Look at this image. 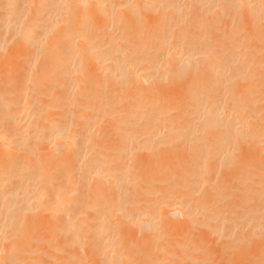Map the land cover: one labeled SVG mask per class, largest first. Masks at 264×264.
Returning a JSON list of instances; mask_svg holds the SVG:
<instances>
[{"label": "bare ground", "instance_id": "obj_1", "mask_svg": "<svg viewBox=\"0 0 264 264\" xmlns=\"http://www.w3.org/2000/svg\"><path fill=\"white\" fill-rule=\"evenodd\" d=\"M208 4L218 6L217 22L213 20L216 26L208 27L191 17ZM126 13L132 17L128 19ZM147 13L159 15L161 20L158 23L148 16V22L139 25L138 20ZM102 19L111 22L112 31ZM197 26L208 36V43H194L191 31ZM215 31L220 41L217 57L214 39L208 34ZM8 39H14L13 43H7ZM259 41L264 46V0H0V264H97L95 247H84L96 235L103 247L98 255L104 257L101 264H129L145 255V250L130 254L134 243L149 241V247L153 246L158 217L175 228L171 234L159 231L169 245L156 248L154 256L163 255L161 261L156 259L159 264H172L168 247L175 245V255H180L197 241L195 233L189 235L186 228L193 223L191 216L202 211L208 216L200 226L230 243L231 231L242 230L233 219L242 214L223 212L217 204L203 202L192 193L178 195L176 187L157 200L156 177L148 173L132 179L150 183L147 196H142L153 207L136 208L138 213L132 210L127 215L123 209L138 206L140 201L127 196L130 171L122 170L120 160L112 171L102 168L109 162L99 161L93 137L97 121L111 112H123L119 125L124 132L153 129L156 125L151 122L167 112L163 108L155 114L156 109L177 102L165 87H157L160 83L185 94L183 98L191 100L193 123L204 130L216 129L220 137L212 147L217 151L197 155L194 171L182 183L193 180L201 190L214 189L211 176L216 169L207 165L214 161V168L222 166L240 142L249 140L253 146L250 165L260 166L264 173V70L258 71L264 69L260 67L264 56L259 55L261 61L254 57ZM156 43L169 48L150 58ZM8 44H12L10 50L5 48ZM203 58L210 69L216 68L208 80L217 86V100L196 101L205 84L188 74ZM73 64L84 66V87L72 88L75 94L69 101L71 96L64 100L61 83L67 79L65 66ZM167 73L171 74L169 80ZM110 88L115 93L100 96L97 105V92ZM124 98L132 103L123 106ZM110 103L115 110H109ZM70 105L83 111L71 118L66 111ZM186 166L183 160L177 164L178 169ZM244 172H239L238 180L246 184ZM259 180L247 192L253 194L250 204L264 186V179ZM101 188L104 191L99 195ZM99 201L103 206L98 218ZM262 206L243 226L250 235L246 243L256 245L253 264L264 260V202ZM181 215L185 222H178ZM120 222L135 226L142 231L140 236L134 233L126 241L128 227ZM71 249L75 254L69 253ZM202 255V259L190 258L193 264H212L213 254L206 250Z\"/></svg>", "mask_w": 264, "mask_h": 264}, {"label": "rangeland", "instance_id": "obj_2", "mask_svg": "<svg viewBox=\"0 0 264 264\" xmlns=\"http://www.w3.org/2000/svg\"><path fill=\"white\" fill-rule=\"evenodd\" d=\"M126 14H127L126 17L128 19L132 17L131 13H126ZM148 16H150L151 20H156L158 23L161 20V18H159V15H152V14L147 13V14H143L142 19L140 20L141 22L138 20V24L141 26H144L148 22V20L145 17H148ZM215 16L218 18V6L213 5V4L206 5L203 11L200 10V11H196L191 14V17L193 19H197V21H199L201 24L208 23V27L217 25L216 24L217 18H215ZM213 20H216V22H213ZM102 24H104L108 28V30L110 29L111 31L113 30V25H111V22H109L108 20L102 19ZM218 28H219V25H218ZM208 34L211 40L212 38L214 39L216 57H217L219 53V48H220V45H218L220 41L217 36L218 35L217 31H215L213 34H211V32H209ZM191 36L194 37L195 39L194 43L197 44L198 46H200L201 44L208 43V38H207L208 36L205 35L204 31L202 30L200 26H197L194 30L191 31ZM132 39H134V37ZM9 41L10 40L8 39L7 43H9ZM12 41H14V39L13 40L11 39L10 42ZM8 45H5V46H8L5 48L10 50L9 47L12 44H8ZM166 48H169V46L168 45L164 46V44L156 43L153 46V49L149 54L150 58L156 56L157 54H160ZM255 48H256V51L258 50L257 52L259 53L254 51V53L257 55L255 54L253 55H255L254 57H257V59L260 60L261 59L260 57L262 56H259V55L262 54L264 56V46L259 41L258 44H255ZM202 60L203 62H201L197 68H195L193 71H190L188 74V77L194 76L195 78H198L199 80L203 79L204 81L203 83L205 84V88L199 91L200 93H202V95L199 96L196 99V101L202 102L205 99L217 100L219 98V93L217 92V88H216L217 86L216 84H214V82H210L208 80L209 79L208 77H210L211 72L213 73V70L215 72L216 68H213V70L210 69V66L207 65V62L205 61V59L203 58ZM257 66H260V65H257ZM260 67L264 68V63H262ZM260 67L255 66V68H258V69H261ZM83 69H84V66H76L74 64L65 66L64 75L67 76V79H64L61 83V90L64 94V100L69 96H71L69 101L73 100L74 96L72 95V93L75 94V92H73L72 88L74 87L78 88L80 86L84 87V84H83L84 76H83V71H82ZM258 69H255V72ZM261 70H258V71H260V73H263L264 69H261ZM258 71L256 73L257 75L259 74ZM166 75L168 77V80L171 79L170 73H167ZM260 86H263V85L260 84ZM157 87L159 88L165 87L169 95L174 96L177 102L173 104L164 103L165 105H161L160 107L158 106L159 108L156 109V111L154 112L155 114L161 111L163 108L166 109L167 112L164 116H161L160 118H157L151 122L154 125H156L155 127H153V129H150V130L136 129V131H133V129L135 128L133 129L128 128L129 130L132 129V131L131 130L127 131L126 129L125 130L126 132H124L120 128L122 124L120 123L121 126L119 125V121L121 120V117L123 116L122 115L123 112L121 113L111 112L107 114L105 117L100 118L97 121L96 126H95L96 131H95L93 140L94 142L97 143V149H96L97 157L99 158V161L103 160L104 162L108 160L109 162L107 165H101V167L106 170L107 168L111 169L109 171H112L116 165L115 162H117V160H120L123 163L122 170L125 172L126 171L128 172L129 170L131 172V173L130 172L128 173V176L129 177L131 176L130 181L133 184L132 183L129 184L130 190L127 196L129 199L131 198L135 200L136 198L137 199L136 201L138 200L140 201L137 202L138 206L134 204L132 205L133 207L127 206L126 208H124L123 209L125 210L124 212L127 214V213L132 212V210L136 211V208L139 211H141L144 208H148L149 205H150L149 206L150 208L153 207V204L152 205L146 204V201H145L146 200L145 196H147L145 195V193L148 192L146 190L151 188L150 183L140 184L139 182H136L137 180H134L132 178L136 176H146L147 173L149 175H155L156 177L155 181L157 183L155 182L154 187L158 188L157 195H156L157 200L160 199L163 192H167L171 190L172 188L176 187V191L178 195L180 194L181 196L185 195L188 197L193 194L195 195V197L198 196L199 199H201V201L203 202L208 201L212 204H217L218 209L223 212L225 211L226 213H228V211L231 210L229 213L231 212L235 213V211H237L236 213L239 212L240 214L243 215V216L239 215L238 218L236 217L237 219H233L236 221L235 223H237V225L239 224L238 228L241 227L242 230L240 229L237 230L235 228V231H234L233 229L231 231V238H230L232 241H230V243H226L225 241L221 240L219 235H216L212 231L208 232L205 228L201 227L202 226L201 224L204 222L203 220L208 216L207 211L199 212L197 215H194L195 214L194 213L191 216V220H192L191 222L193 223L189 225V226L191 225L192 226L191 227L187 226L188 227L186 228L187 231L185 229L183 231V234L185 233V231L186 233L188 232L189 235L190 234L193 235L195 233L194 235L198 237L197 241L195 242L194 240L195 243L192 241V243H190L191 246L190 247L187 246V248L189 247L188 248L189 251L185 249L186 252L184 253L183 251L180 255H177V254L175 255L177 250L174 244H173L174 247L172 248L171 246H169L168 248L171 249L170 250L171 252L170 251L169 252L172 253V256H170L171 259H169V256L167 255L166 256L168 257L169 260H172L173 262L172 264L174 263L184 264V262L185 264H193L191 259L192 260L194 258L202 259L203 258L202 253L206 250H208L209 253L214 255V261H212V264H253V261H254L253 256L255 255L254 250L256 249V245L251 244L250 242L246 243V241L249 240L250 235L248 234V229H245L246 227L243 228V226H245L246 224L248 225L247 223L248 217H250L251 213L255 215L257 212H259V210L261 211L260 208L263 207L262 205L264 202V186L259 187V189L256 191V193L254 194V199H252V201L254 202H251L252 204H250L249 200H251V198L253 197V194L247 193V192L251 190L255 181L258 182L259 180L258 178L260 177L262 178L261 180H259V182L261 181L262 183V180L264 179V173L261 170L260 166H256L255 168H253L250 165L249 161L251 157V152L253 150L251 140H249L248 142L246 141L247 142L246 144L244 142L242 143L240 142L238 146L236 143L235 147L236 146L237 147L236 149L234 147L235 151L233 152L231 158L225 161L222 164V166H217V168H214L216 166L214 163L212 164V162L214 161L210 162L207 165V168L209 169H212V170L216 169L215 171L213 170L214 172L212 173H214V175L212 174L211 176L212 182H214L212 185L214 189L201 190V188H199L196 182L193 180L191 181L187 180L182 183L181 181H183V179L187 176V174L189 175L190 173L194 171V168H195L194 165L197 162L195 161V159H197L196 158L197 155H203L206 152L210 153L211 150H212L211 153H214L215 151H217V150H214L212 147L215 144H217L220 137L216 129L207 128L204 130L202 126H196L195 122L193 123L192 118L195 115L193 113V110L189 109L191 100L184 99L183 97L185 96V94H182L178 89L173 88L168 85H160V83H158ZM146 88L150 90L151 86L146 85ZM96 89L98 88L95 86L94 91ZM127 90L128 91L130 90V86L127 87ZM114 93H115L114 88H110L102 92H97L98 96L95 95L97 97V105H99L100 103L98 101L100 100V96L107 97ZM125 99L126 98L122 99L121 101V104L123 106H126L132 103L129 101H124ZM262 103H263L262 104L263 106L264 101ZM111 109L115 110V105L113 103H110L109 110L111 111ZM66 111H67V114H69V116L73 118L77 114H80L83 110L74 108V106L70 105ZM262 116H264V114ZM170 120L171 121L173 120L172 123L169 122ZM142 122L143 124H146V122L145 123L144 121ZM261 124H264V117H263V122L261 120ZM261 126L264 127L263 125ZM79 131L80 129L77 130V132ZM140 147H144V148H140ZM180 160H183L187 163V166L185 167V169L177 168V164L179 163ZM153 168L155 169V171H150ZM170 169L171 170L174 169L175 172H172ZM239 172L245 173L246 178H247L246 184L239 182L238 177L241 175L239 174ZM160 180H162L163 182L162 181L159 182ZM159 183L161 185H158ZM131 184L133 185V187ZM176 184H179V186H175ZM219 185L224 186V188L219 189L218 188ZM262 185H264V181ZM229 190L230 191L232 190L231 195L228 194L230 192ZM103 191H104V188H101L98 191V194L101 195ZM225 193L228 194L227 197H224L223 194ZM142 195H145V196H142ZM132 196L135 198H132ZM141 196H142V199L140 198ZM245 201L248 202L249 204L246 203ZM244 202L247 204V205L245 204L246 206L241 205V204H244ZM254 203L258 207L257 210L255 209L256 206L254 205ZM102 206H103L102 201H99V204L97 205V213H96L97 217L98 215L100 216V211H101ZM136 212L138 213V211ZM182 216L183 215L179 216L178 222H181V223L183 221L185 222V218L184 216L183 217ZM229 216L227 218L230 219L232 216L231 214H229ZM233 217L235 218V216ZM113 222L119 223L118 220H115V219L113 220ZM120 225H125L128 227V232L124 234L125 237L123 236L126 241H129L127 239H131L134 233L139 235L142 232L138 230L135 226L134 227L132 225L128 226L123 222H120ZM98 226H99V220L95 222V227H96L95 229L98 230ZM156 227H157V231H155L154 239L153 241H151L153 246H151V248L149 247L151 245L149 241L139 242L137 240L138 242L132 245L130 254L132 252H133V255L138 254L140 251L145 250V255L141 256L138 259H133L129 264H159L158 262L161 261L159 259L161 257L163 258V255L161 254V257L157 256L156 258V255L154 256L155 251H156L155 249L159 248L160 246H163L164 244L167 245L168 244L167 242H169L166 236L162 237V234L159 235V231L161 232L164 231L163 233L171 234L173 233L172 229L175 227L166 223L165 220L161 221L159 217L156 218ZM138 235H136V237L140 236ZM203 240H206L205 244L202 242ZM153 242L155 244H153ZM262 242H263V239H260V243ZM258 246H260V244ZM84 247L85 249H88L89 247H92V248L95 247L96 250L94 249V251L96 252V256H97L96 263L101 264V262L99 261L100 260L102 261L104 257L101 258V256H98L101 253L100 251L103 250V247L101 249V241H100L99 235H96V238L89 239L87 241V245ZM204 247H205V250H203ZM197 249H199V251ZM74 250L73 249L69 250V253L75 254L76 250L75 251ZM153 250H154V253H153ZM147 251H150L153 254L148 253ZM222 253H224L226 256ZM83 255H85V253ZM156 259L159 261L157 262ZM263 262L261 263L264 264Z\"/></svg>", "mask_w": 264, "mask_h": 264}]
</instances>
